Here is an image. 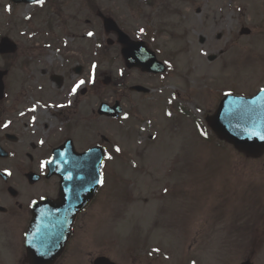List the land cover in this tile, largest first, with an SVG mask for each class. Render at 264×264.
I'll use <instances>...</instances> for the list:
<instances>
[{
    "label": "rangeland",
    "instance_id": "obj_1",
    "mask_svg": "<svg viewBox=\"0 0 264 264\" xmlns=\"http://www.w3.org/2000/svg\"><path fill=\"white\" fill-rule=\"evenodd\" d=\"M90 1L83 5L77 0H53V8L48 10L0 0V37L6 36L18 46L17 54L0 57V71H8L5 91L27 96V91H40L36 79L41 69L67 70L69 64L79 63L83 72L71 76L63 88H56L52 96L56 100L43 98L46 107L70 108L77 102L82 111L119 101L123 109L122 122H93L95 131L106 135L124 155L123 162H113V168H123L119 178L123 175L129 185L130 200L124 202V198L120 205L124 213L116 232L121 233H115L114 227L105 232L107 224L118 221L114 216L120 211L112 212L116 204L104 205L98 200L75 226L69 247L83 250L90 259L104 254L119 264H240L247 258L264 264V184L258 182L262 189L256 188L253 184L258 179L247 176L234 184L235 192L239 185L246 188V201L243 189L237 191L236 199L230 197L234 186L228 183L233 171L257 172L263 170L261 165L237 158L231 147L212 137L207 140L209 131L205 130V137L199 135L205 127L204 118L217 106L215 98L231 89L254 94L264 82V71L259 72L260 64L264 67V9L259 6L264 7V0ZM254 1L260 2L252 7ZM90 6L111 13L127 35L145 42L168 64L169 76L160 82L142 80L151 83L150 96L128 95L118 88L141 80L137 73L125 69L120 47L105 45L108 37L96 17L86 25V20H91L86 14ZM38 11L43 18L39 19ZM29 15L32 25L27 27ZM71 16L78 17V26H71L75 21ZM61 23L68 27L60 28ZM241 27L249 28L251 34L239 36ZM90 32L93 35L89 36ZM219 50L227 54L208 62ZM27 61L31 62L28 70ZM93 64L97 65L96 82L90 88L94 98L77 95L83 85L72 94L77 81L89 79ZM107 78L111 79L108 85ZM159 83L163 88L157 99ZM61 97L65 100H58ZM168 100L173 103L170 116ZM136 155L138 163H130ZM158 186L160 191L169 190L171 196L157 197L151 212L144 203H152V199L145 197V192ZM108 187L113 192L116 186L112 181ZM252 188L261 191L255 203ZM255 218L259 219L257 225ZM213 222L215 226L207 230ZM174 229L175 234L169 236ZM202 230L208 233L204 241Z\"/></svg>",
    "mask_w": 264,
    "mask_h": 264
},
{
    "label": "flooded vegetation",
    "instance_id": "obj_2",
    "mask_svg": "<svg viewBox=\"0 0 264 264\" xmlns=\"http://www.w3.org/2000/svg\"><path fill=\"white\" fill-rule=\"evenodd\" d=\"M54 71L58 70L43 71L42 77L52 87H57L53 82ZM60 75L64 87L68 80L62 72ZM18 103L19 100L12 98L0 105V264H28L25 234L31 221L32 206L34 202L53 199L59 194L61 179L48 176V164L41 167L42 162L51 161L54 149L67 139H72L75 144L90 146L93 143L92 147L95 146L94 128L89 126L95 122L93 108L80 111L76 102L70 111L45 108L35 112L36 109ZM29 174L38 178H28ZM103 181L88 209L97 200L111 199L105 189L104 169ZM80 214L76 220L81 223ZM55 264H92V261L83 250L75 253L74 247H69Z\"/></svg>",
    "mask_w": 264,
    "mask_h": 264
},
{
    "label": "water",
    "instance_id": "obj_3",
    "mask_svg": "<svg viewBox=\"0 0 264 264\" xmlns=\"http://www.w3.org/2000/svg\"><path fill=\"white\" fill-rule=\"evenodd\" d=\"M13 1L32 3L36 0ZM126 38L122 34L120 41L127 45L123 50L127 66L154 72L153 66L148 65L149 62L154 61L153 55L142 43H130ZM1 46L5 53L13 52L15 49L7 39L2 40ZM134 89L147 91L141 87ZM1 91L2 87H0ZM206 120L220 139L234 145L236 149L252 156H258L264 152V139H261V136H264V91L251 99L226 97L220 103L215 115ZM67 229L65 225H58V233L54 236V242L62 245L68 235Z\"/></svg>",
    "mask_w": 264,
    "mask_h": 264
},
{
    "label": "snow or ice",
    "instance_id": "obj_4",
    "mask_svg": "<svg viewBox=\"0 0 264 264\" xmlns=\"http://www.w3.org/2000/svg\"><path fill=\"white\" fill-rule=\"evenodd\" d=\"M36 2L39 3V4H43L44 3V0H36ZM141 31H143V29H141ZM88 35L91 36V35H93V33L90 32V33H88ZM96 68H97V65H95V64H93L91 66V73H90L89 79L87 81H85V80H79V81H77L75 83V85L72 88V94H75L76 91H77V89H79L82 85H85L86 83H92V84H94L96 82ZM262 91H264V89H262ZM61 107H63V105H61ZM167 114L169 116L171 115V113H167ZM125 119H127V116H125ZM5 127H7V125H5ZM201 135L206 136L207 133L202 131L201 132ZM261 139H264V136H261ZM41 143H43V141H41ZM114 150H115V152L119 153L121 151V148L117 146V147H115ZM104 158L109 159V160L112 159L111 155H108L107 153L104 154ZM48 163H51V161H44V162H42L41 167H44ZM100 164H101V167H102L103 166V159L100 160ZM8 174L10 175L11 173H8ZM96 182L103 184V182H104L103 181V173L100 174V178ZM153 251L158 252L159 249H153ZM149 254L151 255V253H149ZM193 264H195L194 261H193Z\"/></svg>",
    "mask_w": 264,
    "mask_h": 264
}]
</instances>
